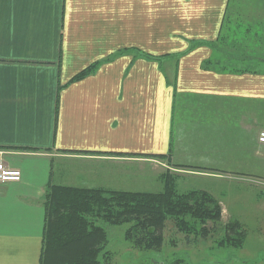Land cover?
Masks as SVG:
<instances>
[{"label":"crops","instance_id":"0c3cea01","mask_svg":"<svg viewBox=\"0 0 264 264\" xmlns=\"http://www.w3.org/2000/svg\"><path fill=\"white\" fill-rule=\"evenodd\" d=\"M228 2L0 0V160L21 171L0 183V264H39L54 157L161 155L264 177L263 64L222 69L208 45L164 30L214 41Z\"/></svg>","mask_w":264,"mask_h":264},{"label":"rangeland","instance_id":"374dc122","mask_svg":"<svg viewBox=\"0 0 264 264\" xmlns=\"http://www.w3.org/2000/svg\"><path fill=\"white\" fill-rule=\"evenodd\" d=\"M249 25L252 31L257 28L264 32V0H229L222 29V36L226 38L224 42L221 38L218 43L215 40L192 41L193 33L182 25L168 26L164 30L165 34L172 33L186 46L195 41L202 42L195 47L208 45L213 49L209 60L216 61L221 57L225 59V53L232 54V49L240 50L244 42L241 38L233 41L231 32ZM238 34L235 37H239ZM211 42H215L216 47ZM192 114L183 118L190 119L196 129L207 126V112ZM53 159L51 170L52 179L57 181L55 184L156 193L163 190L168 179H172L169 182L178 193L203 190L211 194L221 207L220 222L199 226L190 242L184 240L172 219L165 221L164 241L159 250H139L125 241L126 225L107 227L110 254L102 264H164L176 256L184 258L187 264H264V177L249 179L232 173L221 175L220 172L219 176H214L208 168L178 166L170 157L161 155L58 156ZM235 210L242 215H236ZM233 219L243 226V243L240 248L219 247L221 234L217 231Z\"/></svg>","mask_w":264,"mask_h":264},{"label":"trees","instance_id":"16d2710c","mask_svg":"<svg viewBox=\"0 0 264 264\" xmlns=\"http://www.w3.org/2000/svg\"><path fill=\"white\" fill-rule=\"evenodd\" d=\"M224 18L216 43L220 38L222 42L226 39L222 36ZM251 28L250 25L238 27L231 32L233 41L241 38L244 43L239 51L232 49V54L225 53V59H217L216 63L222 64V69L255 71L249 69L252 67L249 63L258 62L260 67L261 64L264 66V54H261L264 32ZM237 33L239 37H235ZM201 43L195 41L192 47ZM211 43L216 47L215 42ZM95 67L89 66L73 79L83 77ZM169 180L172 179H168L163 190L156 193L49 184L44 194L45 219L39 264L106 262L110 254L107 227L126 225L125 241L139 250H159L164 241L162 230L168 219L173 220L186 242L192 240L199 226L220 222L221 207L211 194L203 190L178 193ZM217 232L221 234L219 247L240 248L245 237L243 226L237 219L228 220ZM164 264L187 263L184 258L176 256Z\"/></svg>","mask_w":264,"mask_h":264},{"label":"built area","instance_id":"2783aa9c","mask_svg":"<svg viewBox=\"0 0 264 264\" xmlns=\"http://www.w3.org/2000/svg\"><path fill=\"white\" fill-rule=\"evenodd\" d=\"M260 143L264 144V130H261L258 136ZM21 178V171L5 164L0 160V183L18 182Z\"/></svg>","mask_w":264,"mask_h":264}]
</instances>
